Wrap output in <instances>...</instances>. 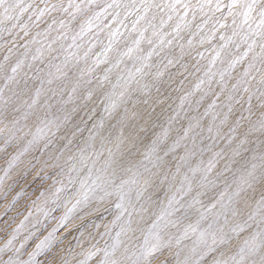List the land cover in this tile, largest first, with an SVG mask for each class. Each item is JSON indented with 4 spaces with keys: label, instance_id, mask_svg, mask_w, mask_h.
<instances>
[{
    "label": "snow or ice",
    "instance_id": "1",
    "mask_svg": "<svg viewBox=\"0 0 264 264\" xmlns=\"http://www.w3.org/2000/svg\"><path fill=\"white\" fill-rule=\"evenodd\" d=\"M0 161V264H264V0H0Z\"/></svg>",
    "mask_w": 264,
    "mask_h": 264
},
{
    "label": "rangeland",
    "instance_id": "2",
    "mask_svg": "<svg viewBox=\"0 0 264 264\" xmlns=\"http://www.w3.org/2000/svg\"><path fill=\"white\" fill-rule=\"evenodd\" d=\"M174 96L178 97L179 96V93H174ZM177 103H178V99H177ZM2 164H3V162L0 161V166H2ZM28 192L31 193L32 192V188H29L28 189ZM32 198L34 199L35 197L33 196ZM25 202L26 201H24V200H22L20 202V204L18 205V210H21V211L23 210V207H24ZM2 211H3V209L0 208V212H2ZM56 215H59V213H57Z\"/></svg>",
    "mask_w": 264,
    "mask_h": 264
}]
</instances>
